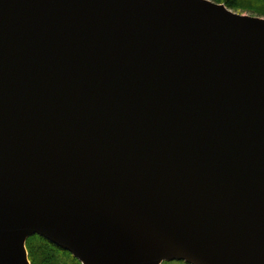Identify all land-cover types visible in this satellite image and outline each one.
<instances>
[{
	"label": "water",
	"instance_id": "95a60500",
	"mask_svg": "<svg viewBox=\"0 0 264 264\" xmlns=\"http://www.w3.org/2000/svg\"><path fill=\"white\" fill-rule=\"evenodd\" d=\"M264 264V19L211 0H0V264Z\"/></svg>",
	"mask_w": 264,
	"mask_h": 264
},
{
	"label": "trees",
	"instance_id": "16d2710c",
	"mask_svg": "<svg viewBox=\"0 0 264 264\" xmlns=\"http://www.w3.org/2000/svg\"><path fill=\"white\" fill-rule=\"evenodd\" d=\"M230 10L249 12L264 18V0H212ZM31 264H81L70 253L58 248L39 236H32L26 243Z\"/></svg>",
	"mask_w": 264,
	"mask_h": 264
},
{
	"label": "rangeland",
	"instance_id": "374dc122",
	"mask_svg": "<svg viewBox=\"0 0 264 264\" xmlns=\"http://www.w3.org/2000/svg\"><path fill=\"white\" fill-rule=\"evenodd\" d=\"M212 1V0H211ZM214 2V1H213ZM219 4V3H218ZM224 5V4H223ZM234 13L240 14V15H248V16H252V17H259L257 15L251 14L249 12H242V11H235L232 10ZM259 18H263V17H259ZM264 19V18H263ZM163 264H186L183 262H178V261H172V262H164Z\"/></svg>",
	"mask_w": 264,
	"mask_h": 264
}]
</instances>
